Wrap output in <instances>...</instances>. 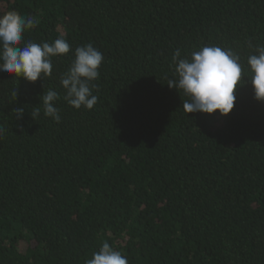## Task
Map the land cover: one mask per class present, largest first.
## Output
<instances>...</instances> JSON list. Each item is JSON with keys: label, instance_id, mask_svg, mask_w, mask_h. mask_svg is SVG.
Listing matches in <instances>:
<instances>
[{"label": "trees", "instance_id": "trees-1", "mask_svg": "<svg viewBox=\"0 0 264 264\" xmlns=\"http://www.w3.org/2000/svg\"><path fill=\"white\" fill-rule=\"evenodd\" d=\"M8 11L34 22L21 47L70 51L35 82L0 73V264H86L103 243L128 264H264V101L247 64L264 0H0ZM89 43L98 99L76 109L60 80ZM206 45L240 58L227 116L187 114L167 85L175 52ZM49 89L59 122L43 114Z\"/></svg>", "mask_w": 264, "mask_h": 264}, {"label": "clouds", "instance_id": "clouds-1", "mask_svg": "<svg viewBox=\"0 0 264 264\" xmlns=\"http://www.w3.org/2000/svg\"><path fill=\"white\" fill-rule=\"evenodd\" d=\"M32 19L22 18L16 11L0 15V73L23 77L35 82L43 76L52 74L51 57L69 53L70 44L64 38L53 43L37 44L27 42L21 47L23 33L33 26ZM70 68L62 75L60 83L66 90L64 100L80 109H92L97 103L93 95L92 81L99 78V67L103 54L91 43L77 47ZM175 78H169L167 85L171 89L182 91L189 99L184 100L182 107L188 113L213 114L217 110L221 116H227L234 108L235 90L242 80L240 58L231 48L218 45L202 46L191 53V58H180V51L173 55ZM249 79L258 101H264V46H259L256 54L249 55ZM16 92L14 93L16 97ZM59 94L49 89L42 95L44 116L59 122L61 117L55 102ZM17 118L22 117L24 109L14 110ZM40 114L34 108L31 116L35 119ZM0 128V134L3 133ZM86 264H128V260L108 243H103L98 252Z\"/></svg>", "mask_w": 264, "mask_h": 264}]
</instances>
